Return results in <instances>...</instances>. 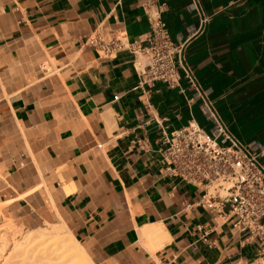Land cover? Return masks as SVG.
<instances>
[{
    "label": "crops",
    "instance_id": "1",
    "mask_svg": "<svg viewBox=\"0 0 264 264\" xmlns=\"http://www.w3.org/2000/svg\"><path fill=\"white\" fill-rule=\"evenodd\" d=\"M146 1L0 0V209L65 225L94 264H261L234 216L166 171L164 131L212 126L187 79L140 84L131 51L87 42H143ZM166 1L207 101L242 143L264 145V0H197L205 24L193 0Z\"/></svg>",
    "mask_w": 264,
    "mask_h": 264
},
{
    "label": "built area",
    "instance_id": "2",
    "mask_svg": "<svg viewBox=\"0 0 264 264\" xmlns=\"http://www.w3.org/2000/svg\"><path fill=\"white\" fill-rule=\"evenodd\" d=\"M167 7L166 0L146 1L144 8L149 12L152 27L143 42L130 43L118 36L105 38L101 35L87 42L104 57L112 58L123 50L131 51L137 56L135 64L141 75L140 84L160 81L176 88L182 79H187L196 96L203 100V112L212 126L205 129L190 123L170 134L164 131L161 154L167 164L166 171L203 187L205 193L200 203L206 209L217 211L225 218L234 216V226L255 238L258 258L264 264V145L255 141L242 143L207 101L184 58L185 42L174 41L169 33L164 18ZM190 8L198 12L203 24L209 20L197 0H193Z\"/></svg>",
    "mask_w": 264,
    "mask_h": 264
},
{
    "label": "bare ground",
    "instance_id": "3",
    "mask_svg": "<svg viewBox=\"0 0 264 264\" xmlns=\"http://www.w3.org/2000/svg\"><path fill=\"white\" fill-rule=\"evenodd\" d=\"M5 223L0 227V233L4 235L0 237V254L11 243L19 249L22 258L17 264H94L65 225L53 226L47 231L21 233V238L19 236L16 241L15 236L21 230H16L11 221Z\"/></svg>",
    "mask_w": 264,
    "mask_h": 264
},
{
    "label": "rangeland",
    "instance_id": "4",
    "mask_svg": "<svg viewBox=\"0 0 264 264\" xmlns=\"http://www.w3.org/2000/svg\"><path fill=\"white\" fill-rule=\"evenodd\" d=\"M6 221H9V218H7L3 212H2V208L0 209V227L5 225ZM12 222V221H11ZM13 223V222H12ZM13 225L16 227V230H21L20 233H17L16 236H15V240L17 241L18 239L21 238V233H28V232H31V231H47L50 229V227H59L62 225H58V224H54V225H51L49 223L45 224V225H41V226H29V225H22V224H17L15 221L13 223ZM41 228V229H39ZM31 229H37V230H31ZM4 236L3 235V232L0 233V237ZM20 236V238H19ZM14 247V248H13ZM5 258V259H4ZM18 258V259H17ZM9 259V260H8ZM11 259H13L11 261ZM6 260V261H4ZM22 260L21 257H19V249H16L14 245H12L10 243V245L7 246L6 249H4V251L0 254V264H8L10 262V264H17L18 262H20ZM2 262V263H1Z\"/></svg>",
    "mask_w": 264,
    "mask_h": 264
}]
</instances>
